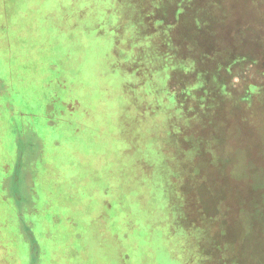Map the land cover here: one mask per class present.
Returning <instances> with one entry per match:
<instances>
[{"label": "rangeland", "instance_id": "374dc122", "mask_svg": "<svg viewBox=\"0 0 264 264\" xmlns=\"http://www.w3.org/2000/svg\"><path fill=\"white\" fill-rule=\"evenodd\" d=\"M48 126L102 264H264V0H0V264L53 261Z\"/></svg>", "mask_w": 264, "mask_h": 264}, {"label": "crops", "instance_id": "0c3cea01", "mask_svg": "<svg viewBox=\"0 0 264 264\" xmlns=\"http://www.w3.org/2000/svg\"><path fill=\"white\" fill-rule=\"evenodd\" d=\"M45 133V137L50 141H54V138L52 137V132H51V128L50 126H48V128H46ZM37 134V133H36ZM38 135V134H37ZM43 136V135H42ZM39 137V136H38ZM52 138V139H51ZM40 141L45 142L44 140H41V138H39ZM46 145V143H45ZM47 148L46 151L43 153L42 151H40L39 155L37 156L34 165L36 166L34 172H32L30 179V185H31V199H32V211L27 214V217L29 218V226L31 227L32 233H33V237L34 240L36 241L37 246L39 247V239H37L36 234H35V228L38 222H40V224L42 223L41 226H45L46 230H47V237L45 236L44 238L48 239L49 237H51L49 239V251H48V255L51 252L52 258H47L45 261L46 263L50 262L51 260V264H69L70 261L68 259V254H69V250L67 249V247H64L63 249H61V245L57 244L58 242V238L56 237L57 233H60L59 235L61 236L63 234V232L67 231V230H73V236H75L76 238H78L79 240V244L82 245L80 246V253L82 255H85V261L88 264H102V257L99 258L98 254L100 253V249H93L91 247H89V244L87 242V240H85L82 237V231L84 230L85 226L79 222L76 221H72L69 220V217H67V214L69 211H74L75 209L80 207V199H74L73 195H69L66 193L67 189L65 187V184L62 185V183H60L63 180V177L61 176V174L57 173L56 169V163H57V159H55V155H52V150L53 148L55 149V146H52V143H50L49 141L47 142ZM43 154H42V153ZM50 152V154H48ZM52 166H55L54 168H52ZM46 169V171H45ZM53 170V171H52ZM50 174L49 176H51V180L53 181L52 183L50 182H42L43 179V175L44 174ZM45 177V175H44ZM38 178V179H37ZM62 178V180H61ZM61 180V181H60ZM36 184H41V189L38 192H34L33 191V186ZM53 192H56V196H55V203L53 206H49V199L51 200L53 197L49 196L51 195ZM31 194V193H30ZM69 198V199H68ZM76 198V197H75ZM35 199L38 200V203L35 202ZM68 199V201H67ZM71 202V206H68V204L66 202ZM37 204V205H36ZM39 204V207H38ZM34 206L36 207L34 210ZM38 207V208H37ZM53 211H52V210ZM35 214H38L35 216ZM39 214L41 215L40 217V221H39ZM43 218V220H42ZM51 230V232H50ZM58 231V232H55ZM51 233V234H49ZM45 234V231H44ZM53 236V237H52ZM59 236V237H60ZM57 246L53 247V246ZM99 249V250H98ZM98 250V253H96V251ZM38 251L40 252V248H38ZM39 252H37L36 254V259L38 258V254H40ZM96 254V255H94ZM45 257H47L46 253H45ZM80 257H76V259H78ZM41 259L40 258V264H41ZM61 261V262H60ZM53 262V263H52ZM80 264V263H77Z\"/></svg>", "mask_w": 264, "mask_h": 264}, {"label": "trees", "instance_id": "16d2710c", "mask_svg": "<svg viewBox=\"0 0 264 264\" xmlns=\"http://www.w3.org/2000/svg\"><path fill=\"white\" fill-rule=\"evenodd\" d=\"M20 118V117H19ZM8 206H12V205H8ZM30 231V230H29ZM30 234L32 235V237H33V233H32V231H30ZM34 238V237H33ZM34 240V239H33ZM34 242L36 243V241L34 240Z\"/></svg>", "mask_w": 264, "mask_h": 264}]
</instances>
